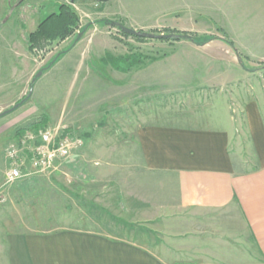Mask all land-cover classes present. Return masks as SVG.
<instances>
[{
    "label": "rangeland",
    "instance_id": "374dc122",
    "mask_svg": "<svg viewBox=\"0 0 264 264\" xmlns=\"http://www.w3.org/2000/svg\"><path fill=\"white\" fill-rule=\"evenodd\" d=\"M42 26L47 32L32 47L28 36ZM122 27L213 39H153ZM108 55L128 71L113 68ZM1 64L0 114L33 92L0 118V238L83 230L91 216L98 226L113 220L109 208L142 207L158 181L143 173L135 131L154 115L202 120L229 111L238 168H254L244 110L254 102L264 113V0H0ZM10 117L22 122L12 126ZM32 124L85 145L50 171L7 184L5 150ZM140 232L156 250L171 248L165 234Z\"/></svg>",
    "mask_w": 264,
    "mask_h": 264
},
{
    "label": "crops",
    "instance_id": "0c3cea01",
    "mask_svg": "<svg viewBox=\"0 0 264 264\" xmlns=\"http://www.w3.org/2000/svg\"><path fill=\"white\" fill-rule=\"evenodd\" d=\"M213 113L138 124L139 163L158 181L142 207L109 208L113 220L91 216L83 230L3 236L0 264H264V113L254 102L244 110L248 170L238 168L236 119ZM140 231L165 234L171 248L156 250Z\"/></svg>",
    "mask_w": 264,
    "mask_h": 264
},
{
    "label": "built area",
    "instance_id": "2783aa9c",
    "mask_svg": "<svg viewBox=\"0 0 264 264\" xmlns=\"http://www.w3.org/2000/svg\"><path fill=\"white\" fill-rule=\"evenodd\" d=\"M85 145L81 136L59 134L50 128L24 130L5 150L6 183L14 184L33 174L56 168Z\"/></svg>",
    "mask_w": 264,
    "mask_h": 264
},
{
    "label": "trees",
    "instance_id": "16d2710c",
    "mask_svg": "<svg viewBox=\"0 0 264 264\" xmlns=\"http://www.w3.org/2000/svg\"><path fill=\"white\" fill-rule=\"evenodd\" d=\"M68 26H69V23H68ZM65 29L67 30L68 28H67V26H65ZM58 30H60V32H61V34L64 36V35H66V34H64V33H62L64 30L62 29V28H59ZM45 32H47V27H45V26H42L41 28H39L35 33H32V34H30L29 36H28V41L30 42V44H31V46L33 47V41H34V39H36V38H38V37H41L42 35H45ZM48 33H51V31H49ZM47 35H49L48 37L50 38L52 35H50V34H47ZM179 36V38H177V39H175V40H178V41H180V40H191V41H193L194 43H196V44H201V43H208V42H210V41H212V39L213 38H211V37H207L206 39H204V40H197L196 38H192V37H190V36H188L187 34H180V35H178ZM229 45L230 46H232V47H234V45H233V43H231V42H229ZM31 47V48H32ZM69 52V50H67V51H64L63 53H61V54H59L57 57H56V59H54L53 61H52V63L50 64V65H48L47 67H46V69L48 68H50V67H52L59 59H61L62 58V56H64L66 53H68ZM105 61H104V63L106 62V59H104ZM107 63L108 64H110L113 68H115L116 70H118V71H122V72H126V71H128V69H124V68H122L121 67V63H125V61L122 59V58H116V57H112V56H110V55H108V60H107ZM46 69H43V71H41V72H44V70H46ZM45 120V119H44ZM33 126H32V128H38V127H40V126H38V125H36V124H32ZM29 128H31V127H21V128H19V129H17L16 130V132H15V134L18 136L19 134H21L24 130H27V129H29Z\"/></svg>",
    "mask_w": 264,
    "mask_h": 264
},
{
    "label": "water",
    "instance_id": "95a60500",
    "mask_svg": "<svg viewBox=\"0 0 264 264\" xmlns=\"http://www.w3.org/2000/svg\"><path fill=\"white\" fill-rule=\"evenodd\" d=\"M94 1H97V2H107L109 0H94ZM122 31L126 34H129V35H132V36H141V37H147V38H153V39H177L179 38L178 35H153V34H148V33H140V32H137L136 30L134 29H130V28H126V27H122ZM43 72H40L36 77L35 79H33V82L36 81V79L38 78V76H41ZM32 92H33V89L31 87L30 89V93L29 95L23 100L21 101L20 103H18L17 105H15L14 107H12L10 110H7L3 113L0 114V118L12 113L13 111H15L17 108H19L31 95H32Z\"/></svg>",
    "mask_w": 264,
    "mask_h": 264
}]
</instances>
